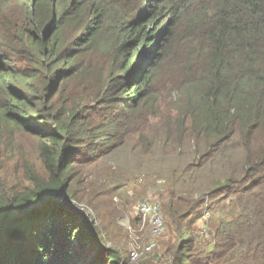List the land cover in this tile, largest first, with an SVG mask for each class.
I'll use <instances>...</instances> for the list:
<instances>
[{"label":"trees","instance_id":"obj_1","mask_svg":"<svg viewBox=\"0 0 264 264\" xmlns=\"http://www.w3.org/2000/svg\"><path fill=\"white\" fill-rule=\"evenodd\" d=\"M165 15L169 23L161 28ZM172 55L185 105L176 114L178 136L187 132L215 153L255 145L243 167L264 176V0H0V264H130L96 240L86 212L52 199L35 213H18L47 192L62 191L74 202L77 167L120 147L113 142L123 129L117 113L149 103L157 67ZM21 133L39 140L47 179L21 159L29 187L18 191L9 163L19 159ZM207 169L198 161L194 172ZM258 185L231 186L229 193L224 186V201L240 210L224 264L239 257L264 264V186L256 192ZM176 233L187 241L168 264H203L188 255L190 228L181 223ZM77 244L94 245L93 255L85 259Z\"/></svg>","mask_w":264,"mask_h":264},{"label":"rangeland","instance_id":"obj_2","mask_svg":"<svg viewBox=\"0 0 264 264\" xmlns=\"http://www.w3.org/2000/svg\"><path fill=\"white\" fill-rule=\"evenodd\" d=\"M165 18L166 15L161 28L169 23ZM171 57L173 60L168 64L157 67L156 81L150 86L149 103L135 112L117 111L123 129L115 131L118 126H112L108 130L115 131L113 142L120 147L106 158L77 167L71 192L75 198H70L76 207L91 215L96 240L102 246L118 250L127 260H130L134 247H141L139 259L128 261L130 264H168L177 248L187 241L181 242L177 237L176 229L181 223L184 231L190 228L194 240L189 256L203 260V264H224L227 259L221 256L230 243L227 235L231 232L232 220L237 219L240 211L238 203L224 200L232 192L231 186L235 191H249L259 183L256 192L261 191L264 176H255L243 167L244 159L254 154L255 145L249 149L234 146L232 151L215 153L209 144L197 143L187 132L178 136L176 114L184 112L185 105L175 88L178 56ZM130 84L126 91L134 86V82ZM262 147L264 140L260 139L259 148ZM38 148L37 138L19 134L16 145L19 159L9 163L10 176L14 178L10 183L12 188L20 191L23 185L29 187L20 167L24 165L21 159L39 177L47 179ZM198 161L205 164V168L206 164L208 166L204 174L194 172ZM16 168L22 171H16ZM228 184V193L224 194V186ZM198 188L206 193H194ZM169 189L171 193H168ZM85 196L90 197L93 206L85 202ZM67 201L72 200L67 197ZM144 201L158 203L161 207L166 230L158 238L151 235L149 221L137 214L140 202ZM166 213H171L172 217ZM124 218L129 220L133 231L125 226ZM134 220L136 223L132 224ZM152 241L157 245L155 250L142 252V248ZM92 247L95 246L77 244L85 259L93 255ZM249 261L239 257L232 264H247Z\"/></svg>","mask_w":264,"mask_h":264},{"label":"built area","instance_id":"obj_3","mask_svg":"<svg viewBox=\"0 0 264 264\" xmlns=\"http://www.w3.org/2000/svg\"><path fill=\"white\" fill-rule=\"evenodd\" d=\"M76 208L81 211H76V210H73L72 208L70 209L75 212L84 213V209H82L81 207H76ZM137 213L141 218L144 219V221L146 220L149 221L151 235L154 238H158L165 233V230H166L165 219L162 215L161 207L158 203H153L149 201L140 202ZM123 223H125V226H128L130 231H133L129 220L124 218ZM156 247H157L156 243L152 241L146 247L142 248V252L144 253L152 252L153 250H155ZM140 249L141 247L137 246V247H134V249L131 251V254H130L131 262H134L139 259Z\"/></svg>","mask_w":264,"mask_h":264},{"label":"water","instance_id":"obj_4","mask_svg":"<svg viewBox=\"0 0 264 264\" xmlns=\"http://www.w3.org/2000/svg\"><path fill=\"white\" fill-rule=\"evenodd\" d=\"M63 196V197H62ZM67 195L60 191V192H47L45 193V195L39 200L37 201L35 204L25 208L23 211L19 212L18 213V216L19 217H22V216H26V215H30L32 213H35L37 210L41 209L44 207V205L49 202L50 200L52 199H56V200H60L62 199V201H60L64 206L66 207H69V208H72L73 210H76V211H81V210H78L75 205L73 204L72 201H67ZM69 199V198H68ZM76 208V209H75ZM15 216V215H14Z\"/></svg>","mask_w":264,"mask_h":264}]
</instances>
